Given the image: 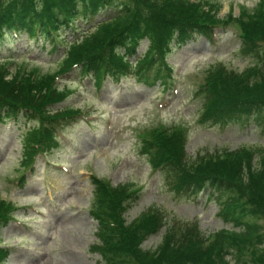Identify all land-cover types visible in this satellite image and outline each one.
I'll return each instance as SVG.
<instances>
[{
  "label": "rangeland",
  "instance_id": "rangeland-1",
  "mask_svg": "<svg viewBox=\"0 0 264 264\" xmlns=\"http://www.w3.org/2000/svg\"><path fill=\"white\" fill-rule=\"evenodd\" d=\"M210 1L218 9L213 25H209L211 39L198 37L171 45L164 62L165 73L171 76L167 87L159 80L146 87L128 78L96 94L86 80L74 76L62 80V87L69 85L72 92L57 107L80 110V115L63 128L61 148L37 155L31 169L27 159L21 165V157L25 138L37 125L35 119L19 115L18 120L0 125V202L14 204L16 209L9 224L0 228V247L9 252L2 264H101L100 256L90 250L98 241L97 225L89 214L92 175L111 186L132 182L135 189H141L138 201H133L124 214L127 223L156 208L169 226L197 225L203 237L212 241L213 234L223 229L240 232L221 216L225 197L208 190L195 195L176 193L174 182L166 174L153 171L139 150L140 133L178 125L186 130L184 153L191 161L240 148L264 149V109L257 119L243 118L238 123L243 126L222 128L198 123L203 98L198 91L204 86L206 70L220 65L240 73L254 63L241 52L240 30L257 13L259 0ZM116 2L112 0L115 7L89 16L87 23L78 17L76 25L81 23L80 30L85 32L93 31L94 26L119 12ZM146 45V41L140 43L136 57L145 52ZM64 52L62 47L52 51L48 41L28 39L23 31L0 43V61L11 75L35 70L46 80L58 71ZM257 224L256 232L263 241L257 246L264 249V220ZM164 232L165 227L148 238L142 249L156 250ZM256 255L264 258L261 251ZM254 257L247 250L237 262L256 264ZM226 260L237 264L230 255Z\"/></svg>",
  "mask_w": 264,
  "mask_h": 264
},
{
  "label": "trees",
  "instance_id": "trees-1",
  "mask_svg": "<svg viewBox=\"0 0 264 264\" xmlns=\"http://www.w3.org/2000/svg\"><path fill=\"white\" fill-rule=\"evenodd\" d=\"M102 3L104 0H0V43L18 28L33 36L38 24L42 36L47 37V32L67 29V22L82 13L81 5L90 13L102 8ZM107 5L115 7L111 2ZM117 6L120 11L111 19L70 43L59 71L77 64L93 70L97 78L106 73L115 76L129 65L124 60L127 56L117 54L115 49L123 47L130 54L138 40L146 39L147 51L136 59L135 71L141 75L150 66L152 74H156L153 77L165 82L160 63L174 36L177 43L193 31L209 36L212 31L209 25H213L218 12L217 4L206 0H120ZM256 11L240 30L241 52L254 58V65L240 73L220 65L207 69L204 86L199 91L203 96L200 124L224 125L244 117L252 121L264 109V0L259 1ZM52 80L53 76L46 80L35 71L26 74L16 71L11 75L0 62V113L10 117L24 110L42 122L40 130L25 138L24 159H31L37 150L54 146L56 126H63L79 113L64 108L51 113L47 109L51 103L68 96V89L59 90L51 84ZM142 135L143 149H147L152 164L174 182L179 194H195L208 188L225 197L222 207L225 219L240 232L220 231L208 244L196 228H183L177 223L168 226L155 252L143 251L142 241L164 226L163 217L149 211L127 225L123 214L132 197V185L112 188L95 180L92 216L98 224V243L91 251L100 255L102 264H229L228 255L239 264L237 261L247 250L255 255L256 264H264L263 256L256 255L257 251L264 253L257 246L263 241L256 232L257 223L264 220V149L225 151L222 157H208L196 164L185 159V138L180 128H157ZM12 211L10 204L0 203V226L8 223ZM6 256L7 251L0 248V263Z\"/></svg>",
  "mask_w": 264,
  "mask_h": 264
}]
</instances>
